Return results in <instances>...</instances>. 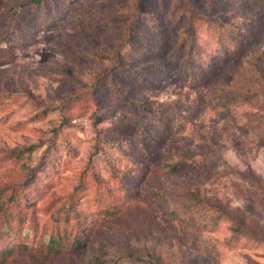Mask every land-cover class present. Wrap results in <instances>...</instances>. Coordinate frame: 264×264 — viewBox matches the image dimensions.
<instances>
[{
  "label": "rangeland",
  "instance_id": "374dc122",
  "mask_svg": "<svg viewBox=\"0 0 264 264\" xmlns=\"http://www.w3.org/2000/svg\"><path fill=\"white\" fill-rule=\"evenodd\" d=\"M23 1L0 0V187L30 179L35 215L13 263L264 264L233 240L237 217L264 232V0H60L46 27ZM193 39L206 84L176 58ZM98 187L118 213L91 215ZM65 206L87 241L47 258L26 228Z\"/></svg>",
  "mask_w": 264,
  "mask_h": 264
},
{
  "label": "trees",
  "instance_id": "16d2710c",
  "mask_svg": "<svg viewBox=\"0 0 264 264\" xmlns=\"http://www.w3.org/2000/svg\"><path fill=\"white\" fill-rule=\"evenodd\" d=\"M59 1L60 0H25L21 2L19 6L20 11L18 13H25L26 16L20 17L19 20L26 18L31 19L37 25L46 27L53 21L51 17H49V14L53 12V9L57 6ZM29 13H32V16H29ZM12 34L13 30L10 29L6 37ZM199 48L200 45L197 44L196 39L191 41L188 40L180 46L181 54L178 53L176 58L179 60L180 65L185 68L181 69V71H183V75L186 79L191 82L199 81L206 84L213 78L214 61L207 67L208 69H206L204 73V69L201 67L195 68V71H188L193 66L191 59H193L192 57ZM233 51V48L225 46V55L223 57L221 56L220 60L225 59L226 56L232 54ZM185 56L187 60H184ZM200 59L201 61L198 63L203 64L205 61L203 54ZM1 101L2 100H0V102ZM254 180L261 190V192L257 193V197H261V202L264 200V184L259 177H256ZM25 183H29L28 185H30V179H27ZM28 185H24L23 181L19 180L0 187V243L5 240L6 237L10 238L15 231H17L18 234H25V223L28 218L31 222H34L35 215L30 212L27 206L29 204L28 192L23 190V186ZM34 185L35 184L31 185L30 188H33ZM74 195L75 193H73V196ZM90 201L95 205L94 210H92L95 212H92L91 215L96 213L112 215L118 213V208L108 203L107 195L99 190V187L96 192L92 194ZM50 217H52L51 221L50 219L47 220L42 230H37L35 224H32L30 228H26V230L33 232L32 236L34 237V241H36L34 248L40 255H44L51 259L56 258L59 255L69 254L70 251L87 241L88 229L87 227L81 228V225L84 224L86 220L91 221L88 209L65 206L56 209ZM229 219L232 221L235 220V218L232 217H229ZM237 220L238 226L233 228L234 241H239L238 239L242 240L247 237H249L250 241H264V232H262V230L248 228L245 219L237 217ZM29 235L30 234H26V236ZM29 248V244L26 240H21L13 244L5 243L0 246V264H14L12 257L15 251L20 252ZM82 264H109V262L99 255H96ZM153 264L162 263L157 260Z\"/></svg>",
  "mask_w": 264,
  "mask_h": 264
}]
</instances>
